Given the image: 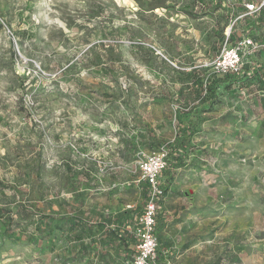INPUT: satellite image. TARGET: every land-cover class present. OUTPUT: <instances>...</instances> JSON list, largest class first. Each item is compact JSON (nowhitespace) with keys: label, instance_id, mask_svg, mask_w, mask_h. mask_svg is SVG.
I'll use <instances>...</instances> for the list:
<instances>
[{"label":"rangeland","instance_id":"obj_1","mask_svg":"<svg viewBox=\"0 0 264 264\" xmlns=\"http://www.w3.org/2000/svg\"><path fill=\"white\" fill-rule=\"evenodd\" d=\"M257 1L0 0V264H134L161 146L160 263L264 264ZM229 32L258 47L213 87Z\"/></svg>","mask_w":264,"mask_h":264},{"label":"built area","instance_id":"obj_2","mask_svg":"<svg viewBox=\"0 0 264 264\" xmlns=\"http://www.w3.org/2000/svg\"><path fill=\"white\" fill-rule=\"evenodd\" d=\"M246 10L250 13L264 12V0L246 3ZM233 26H230V28ZM231 30V29H230ZM258 47L250 35L244 34L237 40H230V32L222 43L220 51L210 63L213 71L226 74H241L244 72L246 56ZM169 151L160 147L146 154L140 160L142 178L149 184L150 190L144 205L142 215L136 228L137 253L134 264H161L160 240L157 233V215L159 199L164 193L163 171L169 166Z\"/></svg>","mask_w":264,"mask_h":264},{"label":"trees","instance_id":"obj_3","mask_svg":"<svg viewBox=\"0 0 264 264\" xmlns=\"http://www.w3.org/2000/svg\"><path fill=\"white\" fill-rule=\"evenodd\" d=\"M230 40L234 41L233 38L231 37V34H230ZM224 41L221 42L220 44V47L222 46V43ZM220 51V50H219ZM216 57V56H215ZM244 71H245V66H244ZM220 76L222 78H220ZM239 75L238 74H235V73H226V74H220V73H217L214 71V73L212 74V80L210 81L211 84H213V87H216L218 86L221 82H225V83H233V81H235L236 79H238ZM162 147V146H161ZM164 147V146H163ZM160 148V147H159ZM158 148V149H159ZM166 148V147H165ZM156 149V150H158ZM167 149V148H166ZM169 150V149H167ZM175 155L174 153V150H169V166L163 171V177L165 179V182H164V193L163 195L160 197L159 199V209H158V212L160 210V205H161V200L163 198V196L166 194L168 188H169V178H168V172H169V169L171 168V163H172V157ZM146 181V180H145ZM147 185H148V191L150 190V187H149V184L148 182L146 181ZM149 193V192H148ZM148 198V197H147ZM147 201V200H146ZM146 203V202H145ZM161 248V246H160ZM162 253V252H161Z\"/></svg>","mask_w":264,"mask_h":264},{"label":"crops","instance_id":"obj_4","mask_svg":"<svg viewBox=\"0 0 264 264\" xmlns=\"http://www.w3.org/2000/svg\"><path fill=\"white\" fill-rule=\"evenodd\" d=\"M157 221H158V217H157ZM157 233H159V230H158V223H157ZM158 237H159V234H158ZM159 240H160V238H159ZM160 246H161V244H160ZM160 250H161V248H160ZM161 252H162V250H161Z\"/></svg>","mask_w":264,"mask_h":264}]
</instances>
